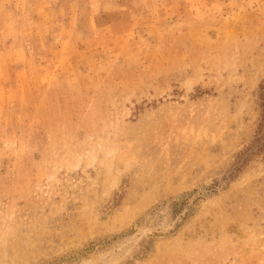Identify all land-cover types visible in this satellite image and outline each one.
<instances>
[{"label":"rangeland","instance_id":"1","mask_svg":"<svg viewBox=\"0 0 264 264\" xmlns=\"http://www.w3.org/2000/svg\"><path fill=\"white\" fill-rule=\"evenodd\" d=\"M0 264H264V0H0Z\"/></svg>","mask_w":264,"mask_h":264},{"label":"bare ground","instance_id":"2","mask_svg":"<svg viewBox=\"0 0 264 264\" xmlns=\"http://www.w3.org/2000/svg\"><path fill=\"white\" fill-rule=\"evenodd\" d=\"M127 256V255H126Z\"/></svg>","mask_w":264,"mask_h":264}]
</instances>
